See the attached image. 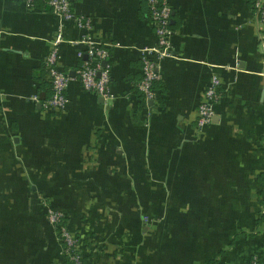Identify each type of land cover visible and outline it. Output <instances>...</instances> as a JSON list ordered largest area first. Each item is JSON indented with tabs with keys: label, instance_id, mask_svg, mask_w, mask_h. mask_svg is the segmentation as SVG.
I'll list each match as a JSON object with an SVG mask.
<instances>
[{
	"label": "crops",
	"instance_id": "0c3cea01",
	"mask_svg": "<svg viewBox=\"0 0 264 264\" xmlns=\"http://www.w3.org/2000/svg\"><path fill=\"white\" fill-rule=\"evenodd\" d=\"M23 1L0 0V225L20 218L18 193L35 191L32 176L102 177L94 182L98 190L125 198L133 191L175 193L171 207L188 210L131 236L140 241L132 243L138 264H247L252 256L264 264V26L247 0H169L171 53L158 63L157 98L146 104L134 91L142 51L156 43L146 0H69L76 16L91 19L89 30L60 22L41 2L28 9ZM59 23V64L72 80L67 106L54 116L30 97L40 95L37 76L47 81L41 66ZM86 34L109 51V99L73 78ZM212 72L222 93L198 138L196 105ZM91 156L96 162L86 167ZM61 182H52L53 192L67 190ZM6 191L17 193L14 205L3 199ZM143 206L153 212V203ZM116 234L104 248L110 255L122 239ZM41 238L0 227V264H50L56 249ZM129 250L117 264H129ZM106 258L99 253L87 264Z\"/></svg>",
	"mask_w": 264,
	"mask_h": 264
},
{
	"label": "rangeland",
	"instance_id": "374dc122",
	"mask_svg": "<svg viewBox=\"0 0 264 264\" xmlns=\"http://www.w3.org/2000/svg\"><path fill=\"white\" fill-rule=\"evenodd\" d=\"M62 113H58L56 116ZM52 115L55 116V114ZM91 146L94 145L91 144ZM95 157L91 156L85 160L84 164H89L86 167H90L96 162ZM147 177L148 180L156 178L151 175ZM26 178L28 179V177ZM96 178L102 177L86 175L83 177V181L82 177L78 178L77 176H32L30 185L36 187L35 191L28 187L25 191L18 193L20 199L16 201V209H14L16 217L20 215V218L12 224L7 222L4 225L1 224V231L15 230L21 234L30 231L31 234H38L42 237L41 241L44 247H48L51 242L56 252L52 256L50 264H72V260L79 259L82 262L83 258L87 264L88 260L92 261L93 256L99 253L107 256L105 264H117L122 252H128L129 249L131 251L129 255L132 257L128 259L129 264H138L139 258L135 252H132V243L136 240L134 242L132 240L131 243L129 239L134 236V233L141 234L142 225L146 228L144 232L149 230L152 233L154 232L153 227L160 226L164 218L172 217L176 212H179L180 216H188V210L185 208L175 210L176 207H171V195H175V193L142 194L133 191L131 196L125 198L120 195L122 197L120 198L119 193L95 188ZM103 178H106L107 181L109 179L106 176ZM132 178H134V183L139 182V178ZM55 179L61 180V183L65 182V184L68 182L69 185L65 186L67 190L53 192L51 185ZM1 194L3 199H8L11 205L15 204L12 199L17 193L6 191ZM116 199H124V203L116 202ZM142 199L145 201L142 202ZM147 201L153 203L152 213H149L143 206ZM114 202L116 203L114 204ZM2 208L0 207V209ZM197 210L199 212V209H192L190 214H197L195 212ZM121 221L123 223L127 221V224H123ZM114 223L116 225H113ZM112 232L118 233L116 235L120 234L119 238L122 239L113 243L116 244L117 249L110 255L109 251L107 252V249L104 248L113 242L110 235ZM134 244L140 245V241Z\"/></svg>",
	"mask_w": 264,
	"mask_h": 264
},
{
	"label": "built area",
	"instance_id": "2783aa9c",
	"mask_svg": "<svg viewBox=\"0 0 264 264\" xmlns=\"http://www.w3.org/2000/svg\"><path fill=\"white\" fill-rule=\"evenodd\" d=\"M26 8H35L38 2L43 3L59 18L60 22L74 21L77 25L89 30L92 21L89 17L76 16L69 0H24ZM148 6L149 21L153 26L156 36L155 46L145 48L141 56V78L135 87L142 94L143 103L153 102L157 98L153 85L159 80L158 63L162 57L170 56L172 8L169 0H146ZM254 17L264 26V0H255L252 6ZM65 42L61 23L56 28L51 47L43 58L45 80L50 83L51 93L47 99L40 101L37 94L30 99L39 103L45 113L58 114L65 110L68 98L66 90L72 77L65 72L59 64V47ZM78 43L84 48L76 53L79 62L75 69V78L85 91H90L103 99L110 98V72L107 60L108 49L99 41L91 38L89 34L83 35ZM222 81L219 75L212 72L210 79L204 87L198 104L196 105L194 118V132L196 137L206 136L208 126L211 125L216 115L215 105L221 96ZM72 264H81L79 259L72 260ZM247 264H259L258 258L252 256Z\"/></svg>",
	"mask_w": 264,
	"mask_h": 264
},
{
	"label": "trees",
	"instance_id": "16d2710c",
	"mask_svg": "<svg viewBox=\"0 0 264 264\" xmlns=\"http://www.w3.org/2000/svg\"><path fill=\"white\" fill-rule=\"evenodd\" d=\"M254 1L255 0H247V2H248V4L252 7L253 6V4H254ZM148 7V6H147ZM148 13H149V11H148ZM43 69V71H42V73L44 72V66L42 65L41 66ZM36 79L39 81V83H40V89H39V93H40V95H38V97H39V100L40 101H43V100H45V99H47L48 98V96L50 95V93H51V86H50V83L49 82H45V81H42L41 80V77L40 76H37L36 77ZM158 81L159 80H157V81H155L154 82V85H153V87H154V89H155V85H156V83H158ZM163 87L161 86V90L163 91ZM134 91L135 92H137L138 94H140V95H142L140 92H139V90L136 88V89H134ZM41 92H43V93H41ZM42 94V95H41ZM262 193H264V190L262 191ZM263 199V201H262V203H264V197L262 198ZM220 254H221V252H220ZM258 262H259V264H261L260 263V261L258 260ZM81 264H86L85 263V258H83L82 259V262H81ZM204 264H215V261H212V260H209V261H206Z\"/></svg>",
	"mask_w": 264,
	"mask_h": 264
}]
</instances>
